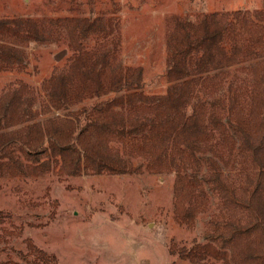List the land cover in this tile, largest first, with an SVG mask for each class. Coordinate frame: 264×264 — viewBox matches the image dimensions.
<instances>
[{
  "label": "trees",
  "instance_id": "trees-1",
  "mask_svg": "<svg viewBox=\"0 0 264 264\" xmlns=\"http://www.w3.org/2000/svg\"><path fill=\"white\" fill-rule=\"evenodd\" d=\"M121 27L103 16L0 19V73L26 72L30 44L71 51L42 81L40 110L24 81L0 92V175H17L22 157L34 173L118 175L131 171L124 153L140 147L151 170L175 175L181 225L213 195L207 240L174 252L181 260L264 264V10L173 16L164 95L143 91L142 67L114 65ZM228 158L231 173L220 166Z\"/></svg>",
  "mask_w": 264,
  "mask_h": 264
},
{
  "label": "rangeland",
  "instance_id": "rangeland-1",
  "mask_svg": "<svg viewBox=\"0 0 264 264\" xmlns=\"http://www.w3.org/2000/svg\"><path fill=\"white\" fill-rule=\"evenodd\" d=\"M236 10H264V0H0V19L118 17L122 39L114 65L142 67L147 95L167 93L173 16L197 22L205 14ZM29 46V69L0 73V92L24 81L37 92L40 110L42 81L71 51L65 42ZM143 154L137 146L124 153L131 168L126 173L73 177L57 173L58 165L34 173L26 167L33 162L22 157L17 175H0V264H189L174 252L207 240L213 195L193 223L181 225L174 214L175 175L158 166L151 170ZM220 166L231 173L233 160Z\"/></svg>",
  "mask_w": 264,
  "mask_h": 264
}]
</instances>
